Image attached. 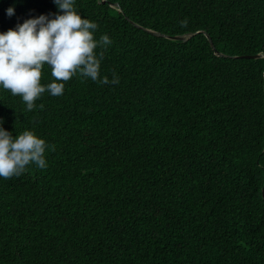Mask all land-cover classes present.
Returning <instances> with one entry per match:
<instances>
[{"label":"trees","instance_id":"trees-1","mask_svg":"<svg viewBox=\"0 0 264 264\" xmlns=\"http://www.w3.org/2000/svg\"><path fill=\"white\" fill-rule=\"evenodd\" d=\"M74 7L119 83L76 75L31 111L0 86V126L48 146L47 168L0 177V264H264V0ZM59 12L0 0V32Z\"/></svg>","mask_w":264,"mask_h":264},{"label":"clouds","instance_id":"clouds-1","mask_svg":"<svg viewBox=\"0 0 264 264\" xmlns=\"http://www.w3.org/2000/svg\"><path fill=\"white\" fill-rule=\"evenodd\" d=\"M54 3L60 12L53 18L41 15L0 32V86L22 97L28 111L45 91L53 96L62 95L65 82L76 75L105 85L119 83L115 72L111 81L107 75L102 79L100 76L104 51L97 54L96 49L98 46L106 49L112 43L109 36L104 34L97 41L94 33L98 25L81 16L74 7L75 0H54ZM14 11L9 8L8 14L11 16ZM180 23L186 28L188 20ZM46 64L54 80L45 86L41 80ZM47 147L45 140L33 131L25 130L14 138L0 126V177H18L30 164L47 168Z\"/></svg>","mask_w":264,"mask_h":264},{"label":"water","instance_id":"water-1","mask_svg":"<svg viewBox=\"0 0 264 264\" xmlns=\"http://www.w3.org/2000/svg\"><path fill=\"white\" fill-rule=\"evenodd\" d=\"M104 1H105V0H103V2H104ZM156 34H160V33H156ZM192 35H193V33H188V34L175 35V36H169V37L172 38V39L187 40V39H189ZM209 39L211 40L210 37H209ZM244 56H246V57H255V58H257V57L262 56V54H255V55H242V56H240V57H244ZM263 197H264V189H263Z\"/></svg>","mask_w":264,"mask_h":264}]
</instances>
